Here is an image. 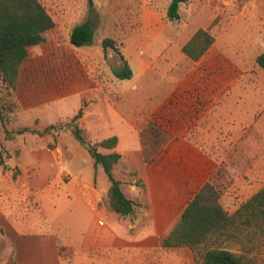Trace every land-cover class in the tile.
Segmentation results:
<instances>
[{"label":"crops","instance_id":"1","mask_svg":"<svg viewBox=\"0 0 264 264\" xmlns=\"http://www.w3.org/2000/svg\"><path fill=\"white\" fill-rule=\"evenodd\" d=\"M44 5L56 25L45 32V41L29 47L12 93L16 106L0 119V263L200 264L195 250L163 246L162 239L221 164L210 152L213 134L222 151L249 140L239 138L243 131L231 127L219 138L221 126L202 141L191 136L166 138L167 155L153 158L149 165L145 127L151 125L156 134L153 126L158 118L175 117L187 96L194 103L191 109L203 108L201 116L213 93L180 94L170 103L167 96L162 100L133 92L138 86L133 83L118 88L117 96L109 95L89 61L92 44L70 42L72 28L88 19L85 8H76V1ZM100 48L103 54L102 40ZM81 107L83 114L74 122L94 142L118 136L114 149L100 150L121 154L114 171L119 172L125 193L140 203L133 215H120L111 208L110 182L102 181V166L95 165L87 147L76 138L74 124L70 129L64 124ZM50 125L55 126L47 129ZM170 125L167 133L175 136L179 130ZM253 166L247 176L217 180L229 214L264 186V163ZM221 241L239 250L233 238Z\"/></svg>","mask_w":264,"mask_h":264},{"label":"rangeland","instance_id":"2","mask_svg":"<svg viewBox=\"0 0 264 264\" xmlns=\"http://www.w3.org/2000/svg\"><path fill=\"white\" fill-rule=\"evenodd\" d=\"M41 1L43 4L76 1V8H85L96 30L89 61H93L103 91L108 94L117 96L118 88L133 83L138 85L133 92L162 100L167 96L170 103L180 94L209 96L213 93L205 112L212 111L207 112L206 117H201L205 112L199 116L203 108L191 109L190 103L192 106L194 103L187 96L188 101L181 103L175 117L158 118L157 126H153L156 134L151 125L145 127L143 142L148 158L167 155L166 138L191 136L202 141L213 128L221 126L219 138L230 127L239 128L243 132L237 136L249 142H240L237 146L230 144L222 151L221 146L214 143L216 135L213 134L210 152L217 155L221 164L211 180L220 195L222 188L217 180L221 177L247 176L255 162L264 163V68L257 62L258 55L264 52V0H187L180 7L179 19L175 20L167 17L170 0H93L92 5L88 0ZM200 27L209 29L215 42L199 61H195L182 51V46ZM107 36L117 40L133 70L131 78L120 79L115 75V70L124 68V62L112 48L101 54V40ZM218 55L225 58L220 77L215 74L216 66H211ZM204 78L219 81L215 80L217 85L209 83L208 87H202L198 83ZM0 90H3L1 82ZM168 121L174 123L173 130H179L175 136L167 133L172 127ZM73 123L71 119L64 124L70 129ZM83 133L89 143L94 142L85 131ZM229 164L231 167L226 166ZM99 169L102 181L109 183L104 170ZM258 242L250 255L258 264H264V236L259 237ZM241 247L239 243L238 251Z\"/></svg>","mask_w":264,"mask_h":264},{"label":"trees","instance_id":"3","mask_svg":"<svg viewBox=\"0 0 264 264\" xmlns=\"http://www.w3.org/2000/svg\"><path fill=\"white\" fill-rule=\"evenodd\" d=\"M93 4V0H88ZM187 0H170L167 17L179 19L180 7ZM56 25V22L41 0H0V119H4L9 111L16 106L12 98L13 90L18 81L19 70L32 45L46 40L45 32ZM96 30L87 19L77 23L70 32V42L75 46L91 45L95 40ZM215 42L214 35L207 28L200 27L182 46V51L195 61H199ZM102 46L107 52L112 48L123 60L124 68L115 70L120 79L131 78L133 70L126 60L117 40L104 37ZM257 62L264 68V52L258 55ZM225 58L216 57L211 66L216 75H222ZM217 82L218 79H215ZM215 80L201 79L202 87H208ZM222 85V84H221ZM86 104V103H84ZM81 107L73 121L83 114ZM72 131L76 138L85 145L88 140L84 129L78 123ZM50 125L47 129L53 128ZM118 136L112 135L86 146L96 166L101 165L110 185L108 189L111 208L120 215H133L140 203L129 197L123 187L122 180L115 175V165L121 154L117 150L103 152L100 148L114 149ZM2 145L0 139V147ZM146 152V150H145ZM147 163L152 164L150 157ZM2 162V159H1ZM220 191L212 181H207L188 202L179 221L170 233L162 239L163 246H187L199 255L200 264H258L250 255L259 245V237L264 236V186L244 201L236 212L229 214L220 199ZM233 238L241 243V251L231 250L222 245V239Z\"/></svg>","mask_w":264,"mask_h":264},{"label":"water","instance_id":"4","mask_svg":"<svg viewBox=\"0 0 264 264\" xmlns=\"http://www.w3.org/2000/svg\"><path fill=\"white\" fill-rule=\"evenodd\" d=\"M0 60H1V54H0ZM73 128H76V125H74ZM85 145H86V146H90V143L87 142Z\"/></svg>","mask_w":264,"mask_h":264}]
</instances>
